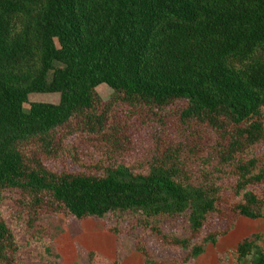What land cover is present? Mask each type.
Masks as SVG:
<instances>
[{"label":"trees","instance_id":"trees-1","mask_svg":"<svg viewBox=\"0 0 264 264\" xmlns=\"http://www.w3.org/2000/svg\"><path fill=\"white\" fill-rule=\"evenodd\" d=\"M54 215L111 236L83 264H227L264 220V0H0V264H63Z\"/></svg>","mask_w":264,"mask_h":264},{"label":"rangeland","instance_id":"rangeland-1","mask_svg":"<svg viewBox=\"0 0 264 264\" xmlns=\"http://www.w3.org/2000/svg\"><path fill=\"white\" fill-rule=\"evenodd\" d=\"M97 93L101 99L107 100L112 98L115 93L108 86L102 84L97 87ZM58 94H30L27 99V104L24 105V111L27 112L29 104L32 103H49L58 104ZM42 222L51 226L54 234L56 247L59 250L61 261L63 264H83L80 257L72 248V241L76 238L84 239L89 247L107 251L112 247V238L105 233L99 223L86 222L73 231L70 226L64 228L59 216H47L42 218ZM264 220L259 219L255 221L245 220L240 221L234 226L232 231L224 239V245L227 251L226 263L236 264L237 257L234 253L233 246L242 237L251 232L258 233L260 236L259 246L264 248ZM78 232V234H77ZM35 254V252H34ZM244 260L241 264H248L249 259ZM27 264H35L33 261Z\"/></svg>","mask_w":264,"mask_h":264},{"label":"crops","instance_id":"crops-1","mask_svg":"<svg viewBox=\"0 0 264 264\" xmlns=\"http://www.w3.org/2000/svg\"><path fill=\"white\" fill-rule=\"evenodd\" d=\"M264 230V229H263ZM264 236V233H263ZM112 248H110L107 251H101L99 249H97L98 251L102 252V253H107L109 251H111ZM120 264H143L142 260L135 255L132 252H127L126 256L123 257L122 261ZM192 264H216L215 262V258L213 256V254L211 253H206V254H201L200 256H198Z\"/></svg>","mask_w":264,"mask_h":264}]
</instances>
